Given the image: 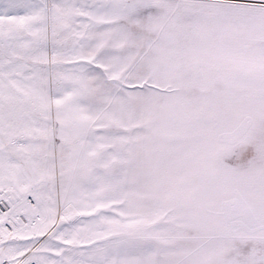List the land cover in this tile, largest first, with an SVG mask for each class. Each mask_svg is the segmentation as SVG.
Instances as JSON below:
<instances>
[{
	"label": "snow or ice",
	"instance_id": "1",
	"mask_svg": "<svg viewBox=\"0 0 264 264\" xmlns=\"http://www.w3.org/2000/svg\"><path fill=\"white\" fill-rule=\"evenodd\" d=\"M0 264H264V0H0Z\"/></svg>",
	"mask_w": 264,
	"mask_h": 264
}]
</instances>
